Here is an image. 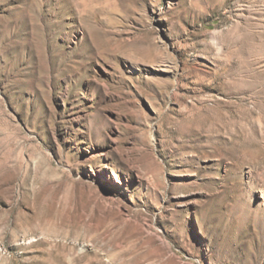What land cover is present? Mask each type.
Instances as JSON below:
<instances>
[{
	"label": "rangeland",
	"instance_id": "374dc122",
	"mask_svg": "<svg viewBox=\"0 0 264 264\" xmlns=\"http://www.w3.org/2000/svg\"><path fill=\"white\" fill-rule=\"evenodd\" d=\"M0 264H264V0H0Z\"/></svg>",
	"mask_w": 264,
	"mask_h": 264
}]
</instances>
